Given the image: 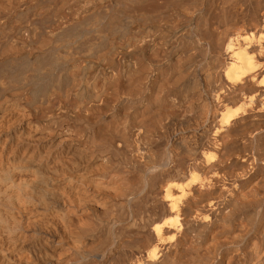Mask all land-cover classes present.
I'll return each instance as SVG.
<instances>
[{
	"label": "bare ground",
	"instance_id": "bare-ground-1",
	"mask_svg": "<svg viewBox=\"0 0 264 264\" xmlns=\"http://www.w3.org/2000/svg\"><path fill=\"white\" fill-rule=\"evenodd\" d=\"M164 2L0 0V264H264V130L235 101L223 108L210 75L214 110L199 108L146 205L128 207L137 179L123 164L151 165L154 108L179 93L156 50ZM262 11L258 37L199 30L228 57L223 85L256 72ZM103 226H119L116 241Z\"/></svg>",
	"mask_w": 264,
	"mask_h": 264
},
{
	"label": "rangeland",
	"instance_id": "rangeland-1",
	"mask_svg": "<svg viewBox=\"0 0 264 264\" xmlns=\"http://www.w3.org/2000/svg\"><path fill=\"white\" fill-rule=\"evenodd\" d=\"M168 1L165 0L164 3L169 4L167 5L169 7V10L165 4L164 6L166 7L162 8L163 12L161 11L163 21H165V25L164 23H159V25H161L162 28L164 25V28H166L167 26L166 29H170H168L169 31L165 29V32L160 34L161 36L159 35V37L163 39L162 41L165 45H162V48L159 47L156 50L161 49V51H159L162 54V68L166 72V77L173 78V80L175 81L177 79L179 80V83L177 81L176 87L179 93L176 94L175 99L174 97H172L174 101L173 99L168 100L164 105L154 108L155 111L157 109L158 110L152 114L153 117L156 118L155 120L157 121V127L152 126V128L154 127L152 131H154L147 136L148 139L146 141L148 144H145V161H149L150 163H157V165L151 163L150 166H145L143 163H141V161L137 162L139 164H123V167L126 170L131 171L135 179H137L135 194L136 198L134 197L133 200L128 202V207L130 210L132 209V207H134L133 205H142V207L146 205L147 198L150 195L149 191L151 186L150 183H152V178L154 177L155 179H159V175L161 174V172L165 170V167L172 161L174 155L179 151L181 147H183V141L179 139V133L184 132L185 128L191 126L193 119L199 118L201 112H198L202 110L203 106H207L206 108L210 107V111L214 110L216 100L215 96H217V94L212 95L206 92L205 75H210L213 80L215 79L214 83L216 82L215 85L218 93L228 98L229 102L224 103V109H232V101H235L236 105L234 104L233 108L244 107L245 109H247L248 112H246L245 116L247 118H250L247 119V121L254 120V122H257L258 128L264 130V105H262L263 108L261 106L259 107V104H257L259 102L258 99L257 102L256 100L254 101V105H248V101L246 102V100H248L247 97L249 98L250 96H253L252 98H258V95H260L259 99L264 100V44H262V47L258 46V44H255L249 49L250 52L253 50L256 51L257 55L256 53L254 54L256 57L254 55L253 56L259 63L257 65L256 72H254L253 74L254 80L253 77H250L244 80L245 82L243 81L236 86H230L225 83V85H223L220 80L221 67H223L225 62H229L227 55H222L223 57L221 56L220 58L217 55L213 54L205 44H199L200 42L198 35L199 30L202 29H206L207 34L211 32L219 33L221 31H225V33L222 34L230 32V34L234 36L233 38H235L236 34L238 36L239 33V35H241L242 33V36H245V34L247 33L250 35L249 29H252L254 26L256 27V17L260 16L263 12L262 10L264 8V0H183V3H185L182 4V6L177 3L178 0H174L175 2L173 0H170L171 4L167 3ZM183 7L185 10H183ZM163 15H166L165 19ZM163 21L161 20V22ZM147 26H150V24H147ZM182 26L186 28L184 38L179 41H174L173 38L175 30ZM257 27L253 28V30L255 32V35L257 34L256 36L258 37V35L263 33V31L261 30V27ZM227 30L230 31L227 32ZM188 45L194 50V55L189 60L184 61L182 57L180 59L179 56L181 55L180 53H182V51L188 47ZM163 46L165 48H163ZM177 58H179V60H177ZM148 84H151V81H149ZM260 90L263 91L259 92ZM242 99H246L245 103L247 104V106ZM242 118L243 117H241V119ZM103 119L105 121V118ZM103 119L102 123L104 122ZM243 122L244 121H242L241 123ZM222 132H228V134L230 133L232 135V126L230 125L228 128L226 127L222 130ZM254 146L257 149L258 144L256 141ZM138 156L141 155L138 154ZM155 175H157L158 177H155ZM102 228L105 229V231H108L110 229L111 238L116 241L117 236L115 234V231L118 230L117 228H119V226H110L109 228L103 226Z\"/></svg>",
	"mask_w": 264,
	"mask_h": 264
}]
</instances>
